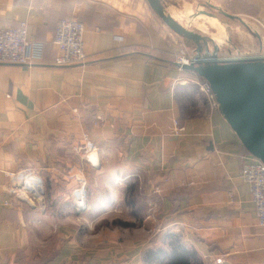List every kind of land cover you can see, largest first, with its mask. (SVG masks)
I'll list each match as a JSON object with an SVG mask.
<instances>
[{
    "label": "crops",
    "instance_id": "1",
    "mask_svg": "<svg viewBox=\"0 0 264 264\" xmlns=\"http://www.w3.org/2000/svg\"><path fill=\"white\" fill-rule=\"evenodd\" d=\"M160 1L166 13L177 4ZM178 1L194 16L210 4L247 18L264 40V0ZM61 19L85 27L82 65L54 64ZM22 23L44 50L30 67L0 64V264H143L165 233L206 263L264 264V227L240 176L249 153L218 106L183 110L179 87L198 76L176 68L184 40L146 0H0V29ZM256 40L251 52L264 54ZM22 173L41 208L16 197ZM133 184L141 224L98 228L122 214ZM87 191L96 201L85 209Z\"/></svg>",
    "mask_w": 264,
    "mask_h": 264
},
{
    "label": "water",
    "instance_id": "2",
    "mask_svg": "<svg viewBox=\"0 0 264 264\" xmlns=\"http://www.w3.org/2000/svg\"><path fill=\"white\" fill-rule=\"evenodd\" d=\"M146 2L171 32L193 44V61L181 66V70L192 72L209 84L218 110L242 146L264 164V54L219 59V47L211 37L179 24L165 12L160 0ZM204 7L217 11L228 20L238 21L264 45L259 34L252 32L241 18L210 4ZM199 14L213 16L207 11L195 13L196 16Z\"/></svg>",
    "mask_w": 264,
    "mask_h": 264
},
{
    "label": "built area",
    "instance_id": "3",
    "mask_svg": "<svg viewBox=\"0 0 264 264\" xmlns=\"http://www.w3.org/2000/svg\"><path fill=\"white\" fill-rule=\"evenodd\" d=\"M84 33L83 23L76 19H65L57 23L52 37V45L57 51V57L54 60L55 65L74 66L84 64L86 59L83 43ZM262 42H264L263 39ZM43 50V43L29 38L25 23H22L18 28L0 29V64L2 65L30 67L39 64L42 61ZM193 58L194 51L192 50L189 53L186 46L182 45L175 55L174 65L179 71H182L181 66L189 65ZM190 84L198 85L208 104L217 106L215 97L206 81L203 79L200 82L191 80ZM101 122L102 117L97 116L93 125L98 126ZM243 159L247 162L241 167L240 176L249 188L250 200L255 210L257 224L264 227V164L250 154L244 156ZM26 179H23L24 183H27L28 180ZM16 197L21 199L18 195ZM220 262V260H217V263Z\"/></svg>",
    "mask_w": 264,
    "mask_h": 264
},
{
    "label": "rangeland",
    "instance_id": "4",
    "mask_svg": "<svg viewBox=\"0 0 264 264\" xmlns=\"http://www.w3.org/2000/svg\"><path fill=\"white\" fill-rule=\"evenodd\" d=\"M139 1H142V3H143L144 0H139ZM202 1L203 0H198L197 2H202ZM175 2L178 5L177 4H170V5H173L174 8L171 6H168V8H169L168 12L171 11L170 15L173 16V18L182 26L187 27L188 29L193 30L195 32H197V30H199V31H201L200 33L211 37L214 40V42L216 43V45L219 47V53H218L219 59L220 58L221 59H224V58H241V57L244 58V57H252V56H256V55L259 56L260 54H262V51L251 52L252 49L255 50L256 47L258 46L257 40L240 23H238L236 21H230V20L226 19L225 17L220 16L217 12H212V14H215V16H212V17L216 18L219 21V24H218L215 21V19H213L209 16H206L204 14H199L198 16H194L192 12H195V10H190L189 8H187L186 5H184V7H182L181 6L182 3H180L178 0H176ZM201 8L202 9H199V10H203V11H207V12L209 11V9H207L205 7L201 6ZM222 10L225 11V9H223V8H222ZM168 12H167V14H168ZM201 15L203 17L205 16L206 18H201L200 17ZM244 22H245V24H247V26L250 28V30L252 32L258 33L255 26L251 25V23H252L251 20H248L246 18L244 20ZM220 24L222 26H220ZM209 26L213 27L217 32L215 30H213L212 28H210ZM215 35H217V36H215ZM181 40H183V39H181ZM182 45L186 46L187 51L189 53L193 50V47H192L193 44L189 41L188 42L182 41L178 47V50L180 49V47ZM200 80H202V79L201 78L195 79V81H197V82H200ZM191 85L198 87V85H195V84H191ZM196 96H198V97H196ZM198 99L200 100V104H202L204 106L206 99L203 96V93L199 90V87L197 90V94H195V100H198ZM78 152L81 153L80 151H78ZM81 155H83V154L81 153ZM21 175H22V177L19 176L21 179L20 190L18 192H15V195L20 196V198L22 200L27 201L31 206H34V207L39 206L41 208L42 203H43L42 198L40 196H38L37 193L34 192V189H29L30 191L25 190V183L23 182L24 181L23 179L27 178L26 180H28L29 175L23 174V173ZM27 182H30V181L28 180ZM62 200H64V199H62ZM95 201H96L95 196H93L92 194H90L87 191L85 196L83 197V201H82V205H84L83 208H85V209H86V207L90 208V206H92L95 203ZM125 202H126V204H125ZM61 204H62V207H60V208H62L63 210L70 211V208L73 207L74 203H72L69 200H67V201L65 200V202H62ZM106 205H107V202L102 203V207H104ZM118 205H119V209L121 210L122 214L113 213L112 215H108L107 219H104V220L99 222L100 225L98 226V228H101L102 226L106 227V228H110V229L121 228V227L113 225V222H115V221L133 222V221H123V220H130V218H131V217H129L131 208L127 206L126 197L124 198V200L122 198V202L118 203ZM72 216H74V215H72ZM141 221L142 220H140V221L138 220L136 222V224L139 226ZM163 236H165V235H163ZM163 239H164V237H163ZM173 241H175V240H173ZM176 241H177V239H176ZM167 242L168 241H165L166 248H167V244H168ZM163 244H164V240H163V243L161 242V245H163ZM156 248H163V247L162 246H160V247L154 246L151 249H156ZM149 249H147L146 251H148ZM220 263H217V260H216L214 264H220ZM189 264H210V263L204 262L203 259L201 257H199L198 254H196L194 257L192 255L189 256Z\"/></svg>",
    "mask_w": 264,
    "mask_h": 264
},
{
    "label": "trees",
    "instance_id": "5",
    "mask_svg": "<svg viewBox=\"0 0 264 264\" xmlns=\"http://www.w3.org/2000/svg\"><path fill=\"white\" fill-rule=\"evenodd\" d=\"M61 20H65V19H61ZM197 90L198 88L192 85L179 87V93L181 95L185 94V101L181 102L180 104L181 107H183V110L184 108L189 109L190 107L191 109L192 107L195 106V94H197ZM126 201H127V206L131 208L132 216L137 221L143 220V215L140 214V212H142L143 205L141 203V198L139 196L137 184H133L131 186L126 196ZM136 220L134 223L115 221L113 222V225L121 227V228H135L136 226H138L136 224L137 222ZM164 241H168L167 242L168 249L167 248H156V249L150 248L148 251H146L143 254L144 264H189V256L192 255L194 257L197 254L195 250L184 246L177 234L166 233L164 236Z\"/></svg>",
    "mask_w": 264,
    "mask_h": 264
},
{
    "label": "bare ground",
    "instance_id": "6",
    "mask_svg": "<svg viewBox=\"0 0 264 264\" xmlns=\"http://www.w3.org/2000/svg\"><path fill=\"white\" fill-rule=\"evenodd\" d=\"M204 15H206V14H204ZM206 16H208V15H206ZM173 17V16H172ZM201 18H206L205 16L203 17L202 15L200 16ZM210 17V16H209ZM212 18V17H211ZM214 19V18H213ZM215 20H217V19H215ZM218 21V20H217ZM29 189H34L33 188V185L30 183V182H27V183H25V190H28V191H30ZM39 196V195H38Z\"/></svg>",
    "mask_w": 264,
    "mask_h": 264
}]
</instances>
